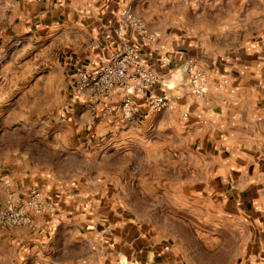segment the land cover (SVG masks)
<instances>
[{
    "label": "crops",
    "instance_id": "0c3cea01",
    "mask_svg": "<svg viewBox=\"0 0 264 264\" xmlns=\"http://www.w3.org/2000/svg\"><path fill=\"white\" fill-rule=\"evenodd\" d=\"M11 3L12 30L59 37L58 46L71 52L65 63L74 77L81 64L99 55L95 45L118 49L116 30L130 5L170 53L165 66L158 45L143 44L127 31L126 40L141 48L150 66L171 70L170 80L153 92L168 88L180 98L177 109L143 107L136 119H123L135 133L165 130L164 139L150 140L167 149L164 157L151 159L154 169L164 161L159 176L146 173L138 153L91 150L101 143L94 134L98 126L115 127L110 120L120 117L118 99L111 98L109 110L101 103L93 109L72 89L54 132L38 140L28 133L13 162L17 168L0 174V193L11 202L39 193L44 205L31 212L30 224L0 227L10 264H264V0L206 2L215 6L212 14L204 7V18L187 7L191 22L184 32L151 21L158 16L168 22L173 0H164L160 14L153 0ZM189 56L210 75L201 96L176 83ZM94 121L101 125L86 132ZM158 187L176 204L159 202ZM159 210L180 212L181 218ZM198 212L203 219H196Z\"/></svg>",
    "mask_w": 264,
    "mask_h": 264
},
{
    "label": "rangeland",
    "instance_id": "374dc122",
    "mask_svg": "<svg viewBox=\"0 0 264 264\" xmlns=\"http://www.w3.org/2000/svg\"><path fill=\"white\" fill-rule=\"evenodd\" d=\"M153 1L158 9V14L164 13L166 7L164 0ZM214 1L173 0V11L168 22L158 16H150L151 21L156 25L167 23L169 30L184 32L185 22H191L189 19L191 17L186 15L187 7L192 9L195 18L198 17L199 10L204 18L205 15L207 16L203 10L204 7H208L210 9L208 14H212L215 6V4L206 5V2ZM12 10L11 0H0V174L11 171L13 166V169L17 168L13 162L16 160L17 163V156L20 154L19 147L23 145L25 141L23 137L28 133L34 140H38L39 138H48L54 132L55 121L61 115V110L68 108L69 98L73 94L74 71L65 63L67 61L65 57L71 52L63 51L58 46L59 37L39 35L32 31L17 33L12 30ZM40 32L44 33V30H40ZM119 116L110 120L115 127L109 131L99 128L98 125H101V121H94V124L88 125L86 132L89 128L93 131L97 129L95 125L98 126L97 133L94 134L101 142L99 145L96 143V147L91 150L102 151V154L117 151H130L131 155L138 153L145 159L144 170L146 173L156 171L159 176L162 175L164 161L159 160L156 169H154L151 159L155 156L164 157L167 149L151 146L150 140L153 136H159L157 139H164L165 130L162 128L161 132L153 136L149 130L135 133L134 129L130 127V123L125 122L122 115L119 114ZM126 123L128 125H125ZM124 125L125 127H123ZM87 135L89 134L87 133ZM167 194H169L168 190L157 188L159 202L163 203L165 207L171 202L176 204L175 197L174 201L171 195ZM26 199L15 204L0 193V204L12 203L20 207ZM158 207L163 206L159 205ZM158 214H174V216L179 215V219L181 218L180 212L167 213L159 210ZM203 216V213L198 212L195 217L203 219ZM205 219H212L211 214L206 213ZM9 255L10 252L6 245L0 244V264H10Z\"/></svg>",
    "mask_w": 264,
    "mask_h": 264
},
{
    "label": "built area",
    "instance_id": "2783aa9c",
    "mask_svg": "<svg viewBox=\"0 0 264 264\" xmlns=\"http://www.w3.org/2000/svg\"><path fill=\"white\" fill-rule=\"evenodd\" d=\"M128 30L133 31L141 43L158 45L163 52L162 64L169 65L171 58L167 44L162 43L160 35L135 15L130 5H125L121 26L116 30L118 49L106 52L100 44L94 46L100 50L99 55L90 57L76 70L72 84L75 96L93 109L101 103L108 110L111 98L116 97V111L127 120L136 119L143 107L153 112L177 109L179 93H172L168 88L160 93L153 92L154 88L170 80L166 75L171 70L162 73L150 66L141 48L126 40ZM209 76L200 66L199 59L189 56L185 61V74L178 77L176 83L193 96H201L208 87ZM182 115L188 119L189 112L184 111ZM43 209L39 193H34L20 207L12 203L0 204V227L30 224V213Z\"/></svg>",
    "mask_w": 264,
    "mask_h": 264
}]
</instances>
